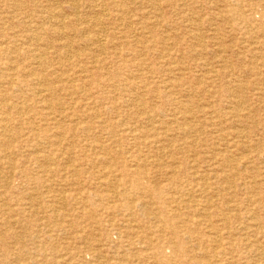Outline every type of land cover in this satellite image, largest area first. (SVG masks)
Here are the masks:
<instances>
[{"label": "rangeland", "instance_id": "rangeland-1", "mask_svg": "<svg viewBox=\"0 0 264 264\" xmlns=\"http://www.w3.org/2000/svg\"><path fill=\"white\" fill-rule=\"evenodd\" d=\"M150 1L0 0V140L17 141L15 152L0 154V264H264V0ZM65 50L73 56L65 59ZM32 73H45L47 86ZM3 98L26 108L21 120L4 114ZM34 128L48 133L43 138ZM46 156L49 172L40 168ZM84 192L101 206L106 234L82 216L80 200L58 201Z\"/></svg>", "mask_w": 264, "mask_h": 264}, {"label": "bare ground", "instance_id": "bare-ground-1", "mask_svg": "<svg viewBox=\"0 0 264 264\" xmlns=\"http://www.w3.org/2000/svg\"><path fill=\"white\" fill-rule=\"evenodd\" d=\"M11 1V0H10ZM14 1V0H13ZM40 1V0H39ZM47 1V0H46ZM62 1V0H61ZM64 1V0H63ZM73 1V0H72ZM76 1V0H75ZM152 1V0H151ZM150 1V2H151ZM178 1V0H177ZM8 2V1H7ZM6 2V3H7ZM49 2V1H48ZM56 2V1H55ZM89 2V1H88ZM107 2V1H106ZM149 2V1H148ZM153 2H155V1H153ZM221 2V1H220ZM243 2V1H242ZM12 3V2H11ZM47 3V2H46ZM50 3H51V1H50ZM57 3V2H56ZM65 3H67V2H65ZM113 3V2H112ZM111 3V4H112ZM115 3V2H114ZM121 2H119V4H120ZM156 3V2H155ZM222 3V2H221ZM225 3V2H224ZM37 4V3H36ZM35 4V5H36ZM40 4V3H39ZM38 4V5H39ZM42 4V3H41ZM44 4V3H43ZM53 3H51V5H52ZM69 4H71V3H69ZM74 4V3H73ZM96 4V3H95ZM103 4V3H102ZM105 4V3H104ZM127 4V3H126ZM125 4V5H126ZM145 4V3H144ZM152 4V3H151ZM260 4V3H259ZM6 5V4H5ZM12 5V4H11ZM46 5V4H45ZM63 5V4H62ZM66 5V4H65ZM101 5V4H100ZM122 5V4H121ZM124 5V6H125ZM132 5V4H131ZM193 5V4H192ZM233 5V4H232ZM15 6V5H14ZM49 6H50V4H49ZM129 6V5H128ZM157 6V5H156ZM261 6V5H260ZM259 6V7H260ZM3 7V6H2ZM12 7V6H11ZM32 7V6H31ZM40 7V6H39ZM46 7V6H45ZM51 7V6H50ZM49 7V8H50ZM53 7V6H52ZM59 7V6H58ZM74 7V6H73ZM79 7V6H78ZM87 7V6H86ZM96 7V6H95ZM22 8H24V7H22ZM33 8V7H32ZM38 8V7H37ZM54 8V7H53ZM114 8V7H113ZM121 8V7H120ZM59 9V8H58ZM77 9V8H76ZM85 9V8H84ZM101 9H102V7H101ZM104 9V8H103ZM126 9V8H125ZM129 9V8H128ZM220 9V8H219ZM41 10V9H40ZM49 10V9H48ZM79 10V9H78ZM116 10V9H115ZM127 10V9H126ZM106 11L107 10H105V13H106ZM110 11V10H109ZM118 11V10H117ZM123 11V10H122ZM128 11V10H127ZM221 11V10H220ZM67 12V11H66ZM77 12V11H76ZM99 12V11H98ZM112 12V11H111ZM116 12V11H115ZM120 12V11H119ZM124 12H126V11H124ZM250 12H251V10H250ZM256 12V11H255ZM14 13V12H13ZM35 13V12H34ZM41 13H43V12H41ZM53 13V12H52ZM71 13V12H70ZM85 13V12H84ZM109 13V12H108ZM114 13V12H113ZM118 13V12H117ZM221 13V12H220ZM25 14V13H24ZM38 14V13H37ZM40 14V13H39ZM96 14V13H95ZM102 14V13H101ZM107 14V13H106ZM105 14V15H106ZM120 14V13H119ZM125 14V13H124ZM246 14H247V12H246ZM257 14V13H256ZM264 14V13H263ZM40 15H42V14H40ZM58 15V14H57ZM72 15H74V14H72ZM71 15V16H72ZM17 16V15H16ZM24 16V15H23ZM27 16V15H26ZM43 16V15H42ZM59 16H61V15H59ZM67 16V15H66ZM66 16H65V18H66ZM104 16V13L102 14V17ZM123 16V15H122ZM131 16V15H130ZM129 16V17H130ZM255 16V15H254ZM12 17V16H11ZM36 17V16H35ZM78 17V15L76 16V18ZM109 17V16H108ZM223 17V16H222ZM9 18V17H8ZM40 18V17H39ZM62 18H64V17H62ZM67 18H69L68 16H67ZM91 18H93V17H91ZM100 18V17H99ZM116 18V17H115ZM114 18V19H115ZM120 18V17H119ZM119 18H118V20H119ZM127 18V17H126ZM220 18V17H219ZM14 19V18H13ZM45 19V18H44ZM59 19V18H58ZM96 19V18H95ZM152 19V18H151ZM197 19V18H196ZM217 19V18H216ZM246 19V18H245ZM249 19H251V18H249ZM248 19V20H249ZM3 20H4V18H3ZM10 20V19H9ZM40 20V19H39ZM51 20V19H50ZM70 20V19H69ZM77 20V19H76ZM76 20H75V22H76ZM111 20V19H110ZM122 20V19H121ZM210 20H211V18H210ZM222 20V19H221ZM45 21V20H44ZM57 21V20H56ZM60 21V20H59ZM58 21V22H59ZM63 21V20H62ZM73 21V20H72ZM88 21V20H87ZM98 21V20H97ZM127 21H128V19H127ZM138 21V20H137ZM225 22H227L228 24H230V26H232L233 28H236L237 27V20H235V19H233V17L231 18H226L225 20H224ZM53 22H54V20H53ZM52 22V23H53ZM58 22H56V23H58ZM74 22V23H75ZM120 22H123V21H120ZM129 22V21H128ZM253 22H255V21H253ZM252 22V23H253ZM23 23V22H22ZM46 23V22H45ZM44 23V24H45ZM62 22L60 21V24H61ZM84 23V22H83ZM82 23V24H83ZM87 23V22H86ZM85 23V24H86ZM99 23V22H98ZM112 23V22H111ZM117 23V22H116ZM139 23V22H138ZM173 23V22H172ZM218 23H219V21H218ZM43 24V23H42ZM50 24V23H49ZM59 24V23H58ZM67 24H68V22H67ZM101 24V23H100ZM109 24V23H108ZM113 24V23H112ZM111 24V25H112ZM125 24H128V23H125ZM254 24V23H253ZM17 25V24H16ZM51 25V24H50ZM54 25V24H53ZM77 25V24H76ZM95 25V24H94ZM104 25V24H103ZM110 25V24H109ZM121 25H123V27H125L124 26V24H121ZM154 25H156V24H154ZM1 26H3V24L1 25ZM13 26V25H12ZM38 26H39V24H38ZM52 26V25H51ZM55 26V25H54ZM60 26H62V25H60ZM64 26V25H63ZM136 26V25H135ZM150 26V25H149ZM216 26V25H215ZM263 26V25H262ZM77 27V26H76ZM112 27V26H111ZM120 27V26H119ZM122 27V28H123ZM148 27V26H147ZM250 27V26H249ZM254 27V26H253ZM7 28V27H6ZM50 27H48V29H49ZM61 28V27H60ZM103 28V27H102ZM115 28H118V26L117 27H115ZM121 28V29H122ZM110 29V28H109ZM125 29H126V27H125ZM131 29V28H130ZM130 29H128V30H130ZM191 29H193V28H191ZM251 29V28H250ZM1 30V29H0ZM35 30V29H34ZM61 30V29H60ZM118 30V29H117ZM116 30V31H117ZM135 30V29H134ZM137 30V29H136ZM145 30V29H144ZM156 30V29H155ZM209 30V29H208ZM247 30V29H246ZM50 31V30H49ZM88 31V30H87ZM102 31H103V29H102ZM127 31V30H126ZM198 31V30H197ZM35 32V31H34ZM33 32V33H34ZM83 32V31H82ZM81 32V33H82ZM86 32V31H85ZM95 33H96V31H94ZM105 32V31H104ZM103 32V33H104ZM128 32V31H127ZM135 32V31H134ZM149 32V31H148ZM249 32V31H248ZM262 32V31H261ZM106 33V32H105ZM111 33V32H110ZM112 33H113V30H112ZM112 33H111V35H112ZM147 33V32H146ZM160 33V32H159ZM83 35H84V33H82ZM120 34H121V32H120ZM141 34V33H140ZM144 34V33H143ZM40 35V34H39ZM43 35V34H42ZM50 35V34H49ZM57 35V34H56ZM55 35V36H56ZM63 35V34H62ZM68 35H69V33H68ZM71 35H73V34H71ZM87 35V34H86ZM115 35V34H114ZM123 35V34H122ZM129 35H130V33H129ZM131 35H133L132 33H131ZM138 35V34H137ZM159 35V34H158ZM13 36V35H12ZM58 36V35H57ZM61 36V35H60ZM100 36V35H99ZM134 36H136V35H134ZM251 36V35H250ZM31 37V36H30ZM85 37V36H84ZM125 36H123V38H124ZM133 36H131L130 38H132ZM210 37V36H209ZM223 37V36H222ZM63 38V37H62ZM64 38H65V36H64ZM68 38V37H67ZM106 38V37H105ZM104 38V39H105ZM115 38V37H114ZM114 38H110V39H114ZM207 38V37H206ZM242 38V37H241ZM245 38V37H244ZM31 39V38H30ZM41 39V38H40ZM56 39H58V38H56ZM61 39V38H60ZM135 39H136V37H135ZM236 39V38H235ZM256 39V38H255ZM10 40V39H9ZM32 40V39H31ZM72 40V39H71ZM118 40H120V39H118ZM133 40V39H132ZM33 42H38L39 41V38H34L33 40H32ZM57 41V40H56ZM234 41V40H233ZM240 41H241V39H240ZM258 41V40H257ZM54 42H55V40H54ZM97 42L99 43V47H103V40L101 39V38H98V40H97ZM125 42V41H124ZM141 42V41H140ZM200 42V41H199ZM11 43H12V41H11ZM93 43H94V40H93ZM129 43H131V42H129ZM242 43V42H241ZM240 43V44H241ZM253 43V42H252ZM262 43V42H261ZM126 44V43H125ZM140 44V43H139ZM68 45V44H67ZM70 45V44H69ZM88 45V44H87ZM114 45V44H113ZM113 45L111 46V47H113ZM117 45V44H116ZM161 45V44H160ZM159 45V46H160ZM171 45V44H170ZM242 45V44H241ZM19 46V45H18ZM30 46V45H29ZM62 46V45H61ZM71 46V45H70ZM84 46V45H83ZM98 46V45H97ZM118 46V45H117ZM123 46H124V43H123ZM129 46H131L130 44H129ZM167 46V45H166ZM23 47V46H22ZM56 47H57V45H56ZM60 47V46H59ZM90 47V46H89ZM111 47H109V48H111ZM116 47V46H115ZM124 47H126V46H124ZM143 47V46H142ZM154 47V46H153ZM164 47V46H163ZM228 47V46H227ZM239 47H240V45H239ZM249 47V46H248ZM17 48V47H16ZM91 48V47H90ZM167 48H168V46H167ZM171 48V47H170ZM233 48V47H232ZM243 48V47H242ZM256 48V47H255ZM258 48V47H257ZM50 49V48H49ZM52 49H54L53 51H55V48L53 47ZM58 49V48H57ZM78 49V48H77ZM103 49V48H102ZM112 49V48H111ZM120 49V48H119ZM128 49V48H127ZM135 49V48H134ZM141 49V48H140ZM237 49H239V48H237ZM244 49V48H243ZM2 50H4V49H2ZM51 50V49H50ZM88 50V49H87ZM124 50V49H123ZM229 50V49H228ZM231 50V49H230ZM259 50V49H258ZM47 51H48V49H47ZM89 51V50H88ZM55 52H57V51H55ZM54 52V54H57V53H55ZM73 52V51H72ZM72 52H70V50H65V51H63V52H61V54H63L64 55V57H65V59H66V57H71V56H73V54H72ZM95 52H96V50H95ZM94 52V53H95ZM99 52V51H98ZM120 52V51H119ZM140 52V51H139ZM168 52H169V50H168ZM219 52H221V51H219ZM235 52V51H234ZM247 52V51H246ZM251 52V51H250ZM259 52V51H258ZM264 52V51H263ZM141 53V52H140ZM160 53H161V50H160ZM214 53V52H213ZM12 54H14V53H12ZM52 54V53H51ZM54 54H52V55H54ZM217 54H219L218 53V51H217ZM240 54H241V52H240ZM239 54V55H240ZM2 55V54H1ZM164 55H166V54H164ZM181 55V54H180ZM199 55V54H198ZM214 55V54H213ZM257 55V54H256ZM103 56V55H102ZM129 56V55H128ZM175 56V55H174ZM201 56H203V55H201ZM262 56V55H261ZM37 57V56H36ZM89 57V56H88ZM139 57V56H138ZM159 57V56H158ZM165 57V56H164ZM236 57V56H235ZM63 58V57H62ZM61 58V59H62ZM191 58V57H190ZM253 58V57H252ZM259 58H261L260 56H259ZM37 59H38V61H39V63H41V61L43 60V55H40V56H38L37 57ZM56 59V58H55ZM96 59V58H95ZM127 59V58H126ZM234 59V58H233ZM72 60V59H71ZM117 60V59H116ZM135 60V59H134ZM143 60V59H142ZM171 60V59H170ZM208 60V59H207ZM257 60V59H256ZM259 60V59H258ZM261 60V59H260ZM264 60V59H263ZM254 61V60H253ZM37 62V61H36ZM58 62V61H57ZM68 62V61H67ZM129 62V61H128ZM145 62V61H144ZM180 62V61H179ZM244 62V61H243ZM66 63V62H65ZM70 63V62H69ZM95 63V62H94ZM118 63V62H117ZM249 63V62H248ZM37 64V63H36ZM63 64V63H62ZM66 64H68V63H66ZM170 64V63H169ZM179 64V63H178ZM38 65V64H37ZM94 65V64H93ZM158 65V64H157ZM166 65V64H165ZM171 65H174V63L173 64H171ZM250 65V64H249ZM28 66V65H27ZM138 66V65H137ZM136 66V67H137ZM255 66V65H254ZM179 67V66H178ZM181 67V66H180ZM187 67V66H186ZM258 67H259V65H258ZM10 68V67H9ZM12 68V67H11ZM175 68V67H174ZM5 69V68H4ZM110 69V68H109ZM179 69V68H178ZM177 69V70H178ZM198 69V68H197ZM196 69V70H197ZM212 69V68H211ZM255 69V68H254ZM2 70V69H1ZM0 70V71H1ZM10 70V69H9ZM32 70V69H31ZM58 70V69H57ZM130 70V69H129ZM135 70V69H134ZM145 70V69H144ZM159 70V69H158ZM186 70V69H185ZM188 70V69H187ZM208 70V69H207ZM139 71V70H138ZM138 71H137V73H138ZM142 71V70H141ZM140 71V72H141ZM166 71V70H165ZM175 71V70H174ZM182 71H183V69H182ZM213 71V70H212ZM4 72V71H3ZM6 72H7V70H6ZM17 72V71H16ZM134 72V71H133ZM147 72H148V70H147ZM152 72V71H151ZM170 72V71H169ZM177 72H179V70L177 71ZM12 73V72H11ZM21 73H23V72H21ZM129 73V72H128ZM210 73H212V72H210ZM249 73V72H248ZM1 74H2V72H1ZM4 74V73H3ZM2 74V75H3ZM33 74V73H32ZM149 74V73H148ZM166 74H167V71H166ZM31 75V74H30ZM129 75V74H128ZM211 75V74H210ZM261 75H263V74H261ZM4 76V75H3ZM14 76V75H13ZM33 76H36L39 80H41V82L44 84L43 86H47V84L49 83V78H48V76L44 73V75L42 74V73H39L38 75L35 73V74H33ZM131 76V75H130ZM136 76V75H135ZM146 76V75H145ZM181 76V75H180ZM188 76V75H187ZM250 76V75H249ZM9 77V76H8ZM7 77V78H8ZM128 77V76H127ZM132 77V76H131ZM201 77V76H200ZM260 77V76H259ZM136 78V77H135ZM264 78V77H263ZM10 79V78H9ZM124 79V78H123ZM129 79V78H128ZM171 79H172V77H171ZM17 80V79H16ZM29 80V78L27 77V79H25V81L26 82H29L28 81ZM32 80H34V79H32ZM38 80V81H39ZM131 80V79H130ZM136 80V79H135ZM167 80V79H166ZM176 80V79H175ZM234 80V79H233ZM11 81V80H10ZM24 81V80H23ZM24 81V82H25ZM37 81V82H38ZM199 81V80H198ZM262 81V80H261ZM31 83H33L34 81H30ZM254 82V81H253ZM260 82V81H259ZM15 83V82H14ZM121 83V82H120ZM198 83V82H197ZM242 83V82H241ZM74 84V83H73ZM174 84V83H173ZM135 85H137V83L135 84ZM175 85V84H174ZM260 85V84H259ZM264 85V84H263ZM168 86V85H167ZM166 86V87H167ZM188 86V85H187ZM240 86V85H239ZM7 87H8V85H7ZM6 87V88H7ZM148 87V86H147ZM181 87H182V85H181ZM236 87V86H235ZM2 88V87H1ZM23 88V87H22ZM78 88V87H77ZM106 88V87H105ZM191 88H193V87H191ZM238 88V87H237ZM254 88V87H253ZM67 89V88H66ZM146 89V88H145ZM229 89V88H228ZM144 90V89H143ZM158 90V89H157ZM186 90V89H185ZM263 90V89H262ZM133 91H135L134 89H133ZM155 91V90H154ZM17 92V91H16ZM26 92V91H25ZM86 92V91H85ZM111 92V91H110ZM168 92V91H167ZM170 92V91H169ZM261 92V91H260ZM0 93H2V92H0ZM41 93V92H40ZM79 93V92H78ZM81 93V92H80ZM133 93V92H132ZM139 93V92H138ZM194 93V92H193ZM245 93V92H244ZM35 95V94H34ZM120 95V94H119ZM167 95V94H166ZM180 95V94H179ZM192 95V94H191ZM142 96V95H141ZM38 97V96H37ZM136 97H137V95H136ZM257 97V96H256ZM126 98V97H125ZM143 98V97H142ZM156 98V97H155ZM206 98V97H205ZM136 99V98H135ZM162 99H164V98H162ZM256 99V98H255ZM2 100V106H3V108H4V114L5 115H7V117H9V118H11L10 117V114L12 113V114H16V115H18V117L20 118V120L22 119V115H23V112L26 110V108H24V107H21V106H19V105H16V104H11V103H9L7 100H6V98H3V99H1ZM137 100V99H136ZM179 100V99H178ZM86 101V100H85ZM256 101V100H255ZM54 102V101H53ZM137 102V101H136ZM143 102V101H142ZM140 103V102H139ZM189 103H191V102H189ZM1 104V103H0ZM144 104V103H143ZM232 105V104H231ZM208 106H210V105H208ZM239 106V105H238ZM26 107V106H25ZM129 107V106H128ZM143 107V106H142ZM189 107V106H188ZM201 107V106H200ZM50 108V107H49ZM126 108V107H125ZM130 108V107H129ZM152 108V107H151ZM197 108V107H196ZM187 109V108H186ZM185 109V110H186ZM195 109V108H194ZM231 109V108H230ZM248 109V108H247ZM34 110V109H33ZM53 110H57V104L53 107ZM200 110V109H199ZM261 110V109H260ZM32 111V110H31ZM145 111V110H144ZM184 111V110H183ZM264 111V110H263ZM140 112V111H139ZM142 112V111H141ZM254 112V111H253ZM260 112H262V111H260ZM36 113V112H35ZM198 113H200V112H198ZM202 113V112H201ZM200 113V114H201ZM214 113V112H213ZM258 113V112H257ZM147 114H150V112L149 113H147ZM236 114V113H235ZM127 115V114H126ZM153 115V114H152ZM151 115V116H152ZM142 116H143V114H142ZM149 116V115H148ZM249 116V115H248ZM95 117H97V116H95ZM103 117V116H102ZM144 117V116H143ZM147 117V116H146ZM156 117V116H155ZM154 117V118H155ZM209 117V116H208ZM207 117V118H208ZM39 118V117H38ZM48 118V117H47ZM136 118H138V117H136ZM148 118V117H147ZM146 118V119H147ZM151 118V117H150ZM149 118V119H150ZM204 117L202 116V119H203ZM206 118V117H205ZM4 119V118H3ZM51 119V118H50ZM94 119V118H93ZM148 119V120H149ZM157 119V118H156ZM183 119V118H182ZM210 119V118H209ZM251 119V118H250ZM5 120V121H4ZM2 122H6V119H4ZM122 120V119H121ZM126 120V119H125ZM142 120V119H141ZM153 120V119H152ZM180 120V119H179ZM222 120V119H221ZM29 121V120H28ZM147 121V120H146ZM145 121V122H146ZM157 121H158V119H157ZM173 121V120H172ZM197 121V120H196ZM10 122H12V120L10 121ZM59 122V121H58ZM147 122H149V121H147ZM192 122V121H191ZM201 122H202V120H201ZM122 123V122H121ZM121 123H120V126H121ZM137 123V122H136ZM174 123V122H173ZM7 124V123H6ZM11 124V123H10ZM27 124V123H26ZM124 124V123H123ZM144 124V123H143ZM154 124V123H153ZM156 124V123H155ZM160 124V123H159ZM163 124V123H162ZM165 124V123H164ZM199 124V123H198ZM31 125V124H30ZM33 125V124H32ZM62 125V124H61ZM141 125V124H140ZM156 125H158V123L156 124ZM169 125V124H168ZM180 125H182V124H180ZM4 126V125H3ZM9 126V125H8ZM11 126V125H10ZM19 126V125H18ZM143 126H145V125H143ZM143 126H141V127H143ZM152 126V125H151ZM159 126V125H158ZM163 126H165V125H163ZM170 126V125H169ZM17 127V125L15 126V128ZM20 127V126H19ZM128 127V126H127ZM161 127V126H160ZM192 127V126H191ZM18 128V127H17ZM120 129H121V127H119ZM148 128H150V127H148ZM154 128V127H153ZM152 128V129H153ZM162 128V127H161ZM179 128V127H178ZM234 128V127H233ZM20 129V128H19ZM144 129V128H143ZM143 129H142V131H143ZM226 129V128H225ZM241 129V128H240ZM5 130H6V128H5ZM12 130V129H11ZM13 130H14V128H13ZM130 130V129H129ZM133 130V129H132ZM139 130V129H138ZM141 130V129H140ZM232 130V129H231ZM15 131H17V130H15ZM33 131L36 133V132H38L37 133V135L39 136V135H42L43 136V138H45V136H46V134L48 133V129H42V130H38V129H36V128H34L33 129ZM151 131H153V130H151ZM160 131H161V129H160ZM165 131V130H164ZM167 131V130H166ZM181 131V130H180ZM10 132H12V131H10ZM20 132V131H19ZM24 132V131H23ZM26 132V131H25ZM150 132V131H149ZM15 133V132H14ZM20 133H22V132H20ZM120 133V132H119ZM118 133V134H119ZM125 133V132H124ZM155 133V132H154ZM157 133H159V132H157ZM1 134V133H0ZM31 134V133H30ZM146 134H147V132H146ZM152 134V133H151ZM156 134V133H155ZM175 134V133H174ZM188 134V133H187ZM150 135V134H149ZM158 135V134H157ZM188 135H190V134H188ZM4 136V135H3ZM2 136V137H3ZM15 136V135H14ZM25 136V135H24ZM41 136V137H42ZM98 136V135H97ZM105 136V135H104ZM119 136V135H118ZM138 136V135H137ZM153 136H155V135H153ZM163 136V135H162ZM174 136V135H173ZM173 136H172V138H173ZM183 136V135H182ZM4 137H8L9 138V135H7V136H4ZM23 137V136H22ZM91 137V136H90ZM136 137V136H135ZM139 137V136H138ZM156 137V136H155ZM17 138V137H16ZM36 138V137H35ZM35 138H33V139H35ZM144 138H145V135H144ZM167 138H170V137H168L167 136ZM166 138V139H167ZM183 138V137H182ZM246 138V137H245ZM253 138H254V136H253ZM54 139V138H53ZM58 139V138H57ZM100 139V138H99ZM104 139V138H103ZM225 139V138H224ZM234 139V138H233ZM8 140V139H7ZM31 140V139H30ZM37 140V139H36ZM47 140V139H46ZM45 140V141H46ZM102 140V139H101ZM161 140V139H160ZM173 140V139H172ZM177 140V139H176ZM117 141V140H116ZM157 141V140H156ZM260 141V140H259ZM264 141V140H263ZM161 142V141H160ZM163 142V141H162ZM261 142V141H260ZM259 142V143H260ZM5 143V144H4ZM15 143H17V141L15 140V138L14 139H11L9 142L8 141H1L0 140V154H6L8 151H12V152H15ZM49 143V142H48ZM166 143V142H165ZM140 144V143H139ZM157 144H158V142H157ZM188 144V143H187ZM258 144V143H257ZM156 144H154V146H155ZM163 145V144H162ZM190 145V144H189ZM188 145V146H189ZM215 145V144H214ZM213 145V146H214ZM260 145V144H259ZM42 146V145H41ZM132 146V145H131ZM164 146V145H163ZM162 146V147H163ZM168 146V145H167ZM166 146V147H167ZM183 146V145H182ZM262 146V145H261ZM264 146V145H263ZM46 147V146H45ZM85 147V146H84ZM165 147V148H166ZM225 147V146H224ZM255 147V146H254ZM53 148V147H52ZM105 148V147H104ZM133 148V147H132ZM137 148V147H136ZM160 148V147H159ZM158 148V149H159ZM260 148V147H259ZM21 149V148H20ZM19 149V150H20ZM100 149H102V148H100ZM153 149H155V148H153ZM161 149V148H160ZM159 149V150H160ZM169 149V148H168ZM60 150V149H59ZM58 150V151H59ZM133 150V149H132ZM225 150V149H224ZM249 150V149H248ZM37 151H39V149L37 150ZM164 151V150H163ZM170 151V150H169ZM185 151V150H184ZM87 152V151H86ZM154 152V151H153ZM156 152V151H155ZM19 153V152H18ZM31 153V152H30ZM39 153V152H38ZM53 153V152H52ZM157 153V152H156ZM169 153V152H168ZM170 153H172V151L170 152ZM214 153V152H213ZM243 153V152H242ZM248 153V152H247ZM33 154H35V153H33ZM93 154V153H92ZM164 154V153H163ZM177 154V153H176ZM192 154V153H191ZM202 154V153H201ZM9 155V154H8ZM15 155V154H14ZM55 155V154H54ZM126 155V154H125ZM161 155V154H160ZM165 155H166V153H165ZM164 155V156H165ZM35 156V155H34ZM36 156L37 157H35V160L37 159V160H39L38 158V154H36ZM57 156V155H56ZM56 156H54V158L56 157ZM101 156V155H100ZM158 156V155H157ZM218 156V155H217ZM1 157V156H0ZM3 157V156H2ZM22 157H23V155H22ZM163 157V156H162ZM162 157H159V158H161L162 159ZM24 158V157H23ZM59 157H57V159H58ZM115 158V157H114ZM195 158V157H194ZM5 159V158H4ZM56 159V158H55ZM68 159V158H67ZM131 159V158H130ZM154 159V158H153ZM158 159V158H157ZM165 159V158H164ZM53 159H51V157H49V156H46V157H44V161H43V163H41V165H40V168L44 171V172H49L50 171V169H49V166H50V162L52 161ZM59 160V159H58ZM172 160V159H171ZM189 160V159H188ZM228 160V159H227ZM23 161V160H22ZM106 161V160H105ZM158 161H159V159H158ZM190 161V160H189ZM204 161V160H203ZM237 161V160H236ZM235 161V163H237ZM31 162V161H30ZM37 162V161H36ZM164 162H165V160H164ZM257 162V161H256ZM23 163H24V161H23ZM53 163V162H52ZM60 163H61V161H60ZM71 163V162H70ZM94 163V162H93ZM166 163V162H165ZM189 163H191V162H189ZM29 164V163H28ZM123 164V163H122ZM175 164H178V163H175ZM213 164V163H212ZM232 164H234V163H232ZM259 164H261V163H259ZM24 165H25V163L23 164V167H24ZM27 165V164H26ZM31 165V164H30ZM51 165H53V164H51ZM62 165V164H61ZM120 165V164H119ZM161 165H163V163L161 164ZM222 165V164H221ZM108 166V165H107ZM132 166V165H131ZM136 166V165H135ZM233 166V165H232ZM32 167V166H31ZM53 167H54V165H53ZM85 167V166H84ZM94 167V166H93ZM113 167V166H112ZM173 167V166H172ZM172 167H171V169H172ZM197 167V166H196ZM218 167V166H217ZM244 167V166H243ZM2 168V167H1ZM8 168V167H7ZM36 168V167H35ZM38 168H39V165H38ZM127 168V167H126ZM134 168V167H133ZM139 168V167H138ZM141 168H143V167H141ZM168 167H166V169H167ZM193 168V167H192ZM220 168V167H219ZM165 169V168H164ZM229 169V168H228ZM233 169V168H232ZM236 169V168H235ZM119 170V169H118ZM198 170V169H197ZM249 170V169H248ZM7 171V170H6ZM31 171V170H30ZM33 171V170H32ZM42 171V172H43ZM145 171V170H144ZM41 172V173H42ZM55 172H56V174H57V167H56V169H55ZM98 172V171H97ZM103 172V171H102ZM158 172V171H157ZM169 172V171H168ZM212 172V171H211ZM237 173H238V171H236ZM2 173V172H1ZM13 173V172H12ZM12 173H11V175L10 176H13L12 175ZM34 173H36V171L34 172ZM82 173V172H81ZM99 173V172H98ZM116 173V172H115ZM137 173V172H136ZM194 173H196V172H194ZM45 174V173H44ZM95 174V173H94ZM110 174V173H109ZM125 174V173H124ZM141 174V173H140ZM172 174V173H171ZM106 175V174H105ZM116 175V174H115ZM120 175V174H119ZM138 175V174H137ZM193 175H195V174H193ZM31 176V175H30ZM33 176V175H32ZM76 176H78L79 177V174H76ZM108 176V175H107ZM131 176V175H130ZM143 176V175H142ZM165 176V175H164ZM169 176H170V174H169ZM5 177V176H4ZM22 177V176H21ZM71 177V176H70ZM115 177V176H114ZM128 177V176H127ZM8 178V177H7ZM11 178H13V177H11ZM17 178V177H16ZM68 178V177H67ZM102 178V177H101ZM105 178V177H104ZM121 178V177H120ZM168 178H170V177H168ZM172 178V177H171ZM201 178V177H200ZM203 178V177H202ZM0 179H1V176H0ZM38 179V178H37ZM51 179V178H50ZM154 179V178H153ZM166 179V178H165ZM230 179V178H229ZM9 180V179H8ZM85 180V179H84ZM98 180V179H97ZM106 180V179H105ZM137 180H138V178H137ZM171 180V179H170ZM197 180H199V179H197ZM204 180V179H203ZM24 181V180H23ZM22 181V182H23ZM206 181V180H205ZM234 181V180H233ZM19 182V181H18ZM29 182V181H28ZM49 182V181H48ZM110 182V181H109ZM113 182V181H112ZM159 182V181H158ZM177 182V181H176ZM25 183H27V182H25ZM114 183H116V182H114ZM154 183V182H153ZM168 183H169V181H168ZM31 184V183H30ZM45 184V183H44ZM71 184V183H70ZM81 184V183H80ZM101 184V183H100ZM135 184V183H134ZM138 184V183H137ZM165 184H166V182H165ZM172 184V183H171ZM225 184V183H224ZM20 185V184H19ZM54 185V184H53ZM173 185V184H172ZM228 185V184H227ZM60 186V185H59ZM111 186V185H110ZM155 186V185H154ZM243 186V185H242ZM38 187H40V186H38ZM52 187V186H51ZM101 187V186H100ZM177 187V186H176ZM231 187V186H230ZM235 187V186H234ZM108 188V187H107ZM111 188V187H110ZM135 188L137 189V187L135 186H133L132 187V189L131 190H135ZM31 189V188H30ZM40 189V188H39ZM38 189V190H39ZM50 189V188H49ZM93 189V188H92ZM145 189V188H144ZM228 189V188H227ZM36 190V189H35ZM41 190V189H40ZM57 190V189H56ZM99 190V189H98ZM107 190V189H106ZM113 190V189H112ZM138 190V189H137ZM170 190V189H169ZM23 191V190H22ZM37 191V190H36ZM116 191V190H115ZM143 191V190H142ZM167 191H168V189H167ZM219 191V190H218ZM252 191V190H251ZM8 192V191H7ZM46 192V191H45ZM106 192V191H105ZM172 192V191H171ZM179 192V191H178ZM4 193V192H3ZM47 193V192H46ZM59 193V192H58ZM62 193V192H61ZM104 193V192H103ZM106 193H108V192H106ZM136 193V192H135ZM165 193V192H164ZM233 193V192H232ZM239 193V192H238ZM43 194V193H42ZM113 194V193H112ZM114 194H116V195H118L119 194V190L117 191V192H114ZM141 194V193H140ZM149 194V193H148ZM175 194V193H174ZM218 194V193H217ZM252 194H254V193H252ZM19 195V194H18ZM35 195V194H34ZM106 195H108V194H106ZM170 195V194H169ZM173 195V194H172ZM188 195V194H187ZM195 195H196V193H195ZM22 196V195H21ZM67 195H65V196H61V197H59V199H58V201H59V203H60V205L61 206H69L71 203H68V202H71V201H76L77 202V200H80L81 201V204H84V206H85V209H84V213H83V217L87 220V222L88 223H91V222H93V221H95V220H97L98 222H99V224H100V226H102V230H103V232L105 233V229L103 228L104 227V223L99 219L100 218V211L98 210V208H101V206H94L93 204H92V202H91V200H92V196L89 194V193H82V196L80 197V198H77V197H75V196H73V195H68L69 197H71V198H68V197H66ZM124 196V194L122 195V197ZM141 196V195H140ZM147 196H149V195H147ZM174 196V195H173ZM184 196V195H183ZM193 196V195H192ZM30 197V196H29ZM35 197V196H34ZM143 197V196H142ZM145 197V196H144ZM167 197V196H166ZM171 197V196H170ZM187 197V196H186ZM23 198V197H22ZM55 198H57V196L55 197ZM95 198V197H94ZM108 197L106 196V198L105 199H107ZM114 198H116V197H114ZM164 198V197H163ZM190 198V197H189ZM253 198V197H252ZM251 198V199H252ZM15 199V198H14ZM21 199V198H20ZM24 199V198H23ZM30 199V198H29ZM47 199V198H46ZM100 199V198H99ZM98 199V200H99ZM135 199V198H134ZM148 199V198H147ZM199 199V198H198ZM6 200V199H5ZM33 200V199H32ZM35 200V199H34ZM37 200H39V199H37ZM100 200H102V199H100ZM108 200H111L112 201V198L111 199H108ZM143 200V199H142ZM250 200V199H249ZM264 200V199H263ZM2 201V200H1ZM119 201V200H118ZM136 201V200H135ZM160 201V200H159ZM164 201V200H163ZM167 201V200H166ZM174 201V200H173ZM188 201V200H187ZM15 202V201H14ZM98 202V201H97ZM96 202V203H97ZM102 202V201H101ZM108 202V201H107ZM189 202V201H188ZM208 202V201H207ZM227 202V201H226ZM36 203V202H35ZM51 203V202H50ZM121 203V202H120ZM153 203V202H152ZM167 203V202H166ZM171 203V202H170ZM176 203V202H175ZM247 203V202H246ZM245 203V205H247ZM257 203V202H256ZM29 204V203H28ZM80 204V205H81ZM102 204V203H101ZM136 204V203H135ZM15 205V204H14ZM47 205V204H46ZM100 205V204H99ZM130 205H131V203H130ZM160 205V204H159ZM179 205V204H178ZM7 206V205H6ZM28 206V205H27ZM38 206H39V203H38ZM77 206V205H76ZM143 206H145L144 204H143ZM151 206V205H150ZM196 206V205H195ZM1 207H2V205H1ZM37 207V206H36ZM45 207V206H44ZM47 207H48V205H47ZM46 207V208H47ZM194 207V206H193ZM12 208H13V206H12ZM32 208V207H31ZM42 211L44 210V208L40 205V207H39ZM38 208V209H39ZM46 208H45V210H46ZM175 208V207H174ZM178 208V207H177ZM209 208V207H208ZM48 209V208H47ZM110 209V208H109ZM116 209V208H115ZM166 209V208H165ZM168 209V208H167ZM170 209H172V208H170ZM180 209H181V207H180ZM183 209V208H182ZM188 209V208H187ZM13 210V209H12ZM23 210V209H22ZM104 212H107V211H105V210H108V209H106V207L105 208H103L102 209ZM101 210V211H102ZM127 210H128V208H127ZM176 210V209H175ZM201 210V209H200ZM203 210V209H202ZM201 210V211H202ZM55 211V210H54ZM110 211V210H109ZM126 211V210H125ZM156 210H154V212H155ZM160 211V210H159ZM165 211V210H164ZM172 211V210H171ZM174 211V210H173ZM180 211H182V210H180ZM179 211V212H180ZM35 212V211H34ZM132 212V211H131ZM138 212V211H137ZM142 212V211H141ZM229 212H230V210H229ZM33 213V212H32ZM121 213V212H120ZM129 213V212H128ZM156 213V212H155ZM158 213V212H157ZM156 213V214H157ZM206 213H208L207 211H206ZM205 213V214H206ZM102 214V213H101ZM105 214V213H104ZM107 214V213H106ZM112 214V213H111ZM191 214V213H190ZM201 214V213H200ZM110 215V214H109ZM115 215V214H114ZM120 215V214H119ZM123 215V214H122ZM121 215V216H122ZM134 215V214H133ZM137 215V214H136ZM177 215V214H176ZM69 216V215H68ZM101 216H103V215H101ZM113 216V215H112ZM130 216H132V214L130 215ZM188 216V215H187ZM15 217V216H14ZM118 217V216H117ZM127 217V216H126ZM179 217V216H178ZM182 217V216H181ZM195 217V216H194ZM193 217V218H194ZM202 217V216H201ZM11 218V217H10ZM29 218V217H28ZM105 218V217H104ZM128 218H129V216H128ZM131 218V217H130ZM140 219H141V217H139ZM149 218H151V217H149ZM155 218H156V216H155ZM172 218V217H171ZM177 218V217H176ZM185 218V217H184ZM196 218V217H195ZM207 218V217H206ZM253 218V217H252ZM31 219V218H30ZM110 219V218H109ZM175 219V218H174ZM192 219V218H191ZM203 219V218H202ZM224 219V218H223ZM47 220L49 221V223H55L56 222V225H57V218L55 217V216H48L47 217ZM104 220V219H103ZM154 220V219H153ZM167 220V219H166ZM172 220V219H171ZM185 220V219H184ZM188 220V219H187ZM253 220H254V218H253ZM15 221H18V220H15ZM22 220H20V222H21ZM42 221V220H41ZM111 221V220H110ZM113 221V220H112ZM131 221V220H130ZM129 221V222H130ZM133 221V220H132ZM135 221V220H134ZM168 221V220H167ZM181 221V220H180ZM179 221V222H180ZM186 221V220H185ZM109 222V221H108ZM143 222V221H142ZM205 222V221H204ZM5 223V222H4ZM102 223V224H101ZM112 223V222H111ZM124 223V222H123ZM135 223V222H134ZM139 223V222H138ZM186 223H187V221H186ZM186 223H185V225H186ZM202 223V222H201ZM218 223V222H217ZM259 223V222H258ZM6 224V223H5ZM130 224V223H129ZM133 224V223H132ZM143 224V223H142ZM149 224V223H148ZM153 224V223H152ZM188 224V223H187ZM220 224V223H219ZM11 225V224H10ZM179 225V224H178ZM183 225V224H182ZM198 225H199V223H198ZM201 225V224H200ZM211 225V224H210ZM258 225V224H257ZM12 226V225H11ZM13 226H15V225H13ZM27 226V225H26ZM57 226H60V224H58ZM129 226V225H128ZM144 226V225H143ZM203 226V225H202ZM206 226V225H205ZM255 226V225H254ZM126 227H127V225H126ZM134 227V226H133ZM187 227V226H186ZM195 227V226H194ZM245 227V226H244ZM128 228V227H127ZM155 228V227H154ZM178 228H180V227H178ZM182 228H184V227H182ZM199 228V227H198ZM121 229V228H120ZM132 229V228H131ZM135 229V228H134ZM147 229V228H146ZM175 229H176V227H175ZM187 229V228H186ZM193 229H197V228H193ZM255 229H256V227H255ZM49 230V229H48ZM129 230H130V228H129ZM149 230V229H148ZM170 230V229H169ZM189 230V229H188ZM187 230V231H188ZM205 230V229H204ZM226 230V229H225ZM242 230V229H241ZM260 230V229H259ZM26 231V230H25ZM142 231V230H141ZM149 231H151V230H149ZM217 231V230H216ZM4 232V231H3ZM47 232V231H46ZM71 232V231H70ZM102 232V231H101ZM148 232V231H147ZM189 232V231H188ZM194 232V231H193ZM208 232V231H207ZM219 232V231H218ZM8 233V232H7ZM132 233V232H131ZM136 233V232H135ZM139 233V232H138ZM157 233V232H156ZM160 233V232H159ZM163 233V232H162ZM166 233V232H165ZM191 233V232H190ZM198 233V232H197ZM211 233V232H210ZM210 233H207V234H210ZM24 234V233H23ZM22 234V235H23ZM47 234H48V232H47ZM71 234V233H70ZM95 234V233H94ZM99 234H100V232H99ZM106 234V233H105ZM126 234V233H125ZM134 234V233H133ZM140 234H142V232L140 233ZM203 234V233H202ZM230 234V233H229ZM245 234V233H244ZM30 235V234H29ZM69 235V234H68ZM128 235V234H127ZM138 235V234H137ZM165 235V234H164ZM186 235H187V233H186ZM195 235V234H194ZM198 235V234H197ZM216 235V234H215ZM64 236V235H63ZM67 236V235H66ZM87 236V235H86ZM98 236V235H97ZM149 236V235H148ZM148 236H146V237H148ZM166 236V235H165ZM173 236V235H172ZM181 236V235H180ZM191 236V235H190ZM193 236V235H192ZM191 236V237H192ZM210 236V235H209ZM240 236V235H239ZM20 237V236H19ZM26 237V236H25ZM93 237V236H92ZM99 237V236H98ZM112 237V236H111ZM120 237V236H119ZM133 237V236H132ZM146 237H144V238H146ZM154 237V236H153ZM164 237V236H163ZM206 237V236H205ZM219 237V236H218ZM243 237V236H242ZM262 237V236H261ZM29 238V237H28ZM30 238H31V236H30ZM90 238V237H89ZM97 238V237H96ZM100 238V237H99ZM141 238V237H140ZM143 238V237H142ZM151 238V237H150ZM158 238V237H157ZM170 238V237H169ZM189 238V237H188ZM187 238V240H189V239H192V238H189L188 239ZM198 238V237H197ZM216 238V237H215ZM220 238V237H219ZM249 238V237H248ZM247 238V239H248ZM27 239V238H26ZM82 239H84V238H82ZM87 239V238H86ZM159 239V238H158ZM174 239V238H173ZM1 240V239H0ZM7 240V239H6ZM35 240V239H34ZM33 240V241H34ZM131 240H132V238H131ZM142 240V239H141ZM148 240V239H147ZM186 240V241H187ZM200 240V239H199ZM213 240H215V239H213ZM11 241V240H10ZM15 241V240H14ZM40 241V240H39ZM133 241H134V239H133ZM180 241V240H179ZM185 241V240H184ZM193 241V240H192ZM243 241V240H242ZM2 242V241H1ZM104 242V241H103ZM139 242V241H138ZM195 242V241H194ZM4 243V242H3ZM11 243H12V241H11ZM16 243V242H15ZM45 243V242H44ZM85 243V242H84ZM126 243V242H125ZM173 243H175L174 241H173ZM190 243V242H189ZM211 243V242H210ZM6 244V243H5ZM13 244V243H12ZM12 244H10V245H12ZM35 244H36V242H35ZM62 244V243H61ZM67 244V243H66ZM187 244V243H186ZM191 244V243H190ZM190 244H188V245H190ZM203 244V243H202ZM228 244V243H227ZM43 245V244H42ZM76 245H78V244H76ZM82 245V244H81ZM80 245V246H81ZM117 245V244H116ZM130 245V244H129ZM157 245V244H156ZM163 245V244H162ZM197 245H198V243H197ZM14 246V245H13ZM15 246H16V244H15ZM35 246V245H34ZM128 246V245H127ZM126 245H125V247H127ZM131 246V245H130ZM138 246H140V245H138ZM149 246V245H148ZM186 246V245H185ZM192 246V245H191ZM242 246V245H241ZM12 247V246H11ZM25 247V246H24ZM59 247V246H58ZM98 248H99V246H97ZM96 247V248H97ZM109 247V246H108ZM202 247V246H201ZM209 247V246H208ZM243 247V246H242ZM258 247V246H257ZM8 248V247H7ZM13 248V247H12ZM93 248V247H92ZM95 248V247H94ZM95 248V249H96ZM104 248V247H103ZM131 248V247H130ZM149 248V247H148ZM161 247H159V248H157V250H159V251H161V249H160ZM191 248V247H190ZM203 248V247H202ZM10 249V248H9ZM19 249V248H18ZM55 249H57V248H55ZM119 249V248H118ZM127 249V248H126ZM145 249V248H144ZM249 249V248H248ZM17 250V249H16ZM23 250V249H22ZM41 250H42V248H41ZM61 250H62V248H61ZM90 250H92V249H90ZM107 250V249H106ZM115 250V249H114ZM138 250H140V249H138ZM148 250V249H147ZM146 250V251H147ZM177 250H178V248H177ZM206 250V249H205ZM7 251V250H6ZM116 251V250H115ZM127 251H129V250H127ZM140 251H142V250H140ZM171 251V250H170ZM196 250H194V252H195ZM207 251V250H206ZM259 251V250H258ZM28 252V251H27ZM97 252V251H96ZM125 252V251H124ZM123 252V253H124ZM137 252V251H136ZM193 252V253H194ZM197 252V251H196ZM244 252V251H243ZM261 252V251H260ZM14 253V252H13ZM20 253V252H19ZM30 253V252H29ZM78 253V252H77ZM116 253V252H115ZM122 253V252H121ZM120 253V254H121ZM173 253H174V251H173ZM176 253V252H175ZM189 253V252H188ZM23 254V253H22ZM26 254V253H25ZM98 254V253H97ZM182 254V253H181ZM13 255V254H12ZM36 255V254H35ZM99 255V254H98ZM131 255V254H130ZM151 255V254H150ZM162 255V254H161ZM176 255V254H175ZM179 255V254H178ZM184 255V254H183ZM183 255H181V256H183ZM190 255V254H189ZM202 255V254H201ZM224 255V254H223ZM19 256V255H18ZM119 256V255H118ZM138 256V255H137ZM151 256H153V255H151ZM164 256V255H163ZM205 256V255H204ZM222 256V255H221ZM13 257H15V256H13ZM97 257V256H96ZM104 257V256H103ZM122 257V256H121ZM126 257V256H125ZM155 257V256H154ZM153 257V258H154ZM162 257V256H161ZM208 257V256H207ZM225 257V256H224ZM227 257H228V255H227ZM252 257V256H251ZM258 257V256H257ZM33 257H31V259H32ZM45 258V257H44ZM80 258V257H79ZM137 258V257H136ZM181 258V257H180ZM196 258H197V255H196ZM211 258V257H210ZM248 258V257H247ZM252 258H254V257H252ZM260 258V257H259ZM35 259V258H34ZM104 259V258H103ZM151 259H152V257H151ZM161 259V258H160ZM166 259V258H165ZM199 259V258H198ZM197 259V260H198ZM220 259V258H219ZM33 260V259H32ZM63 260V259H62ZM95 260V259H94ZM97 260V259H96ZM105 260V259H104ZM114 260V259H113ZM123 260V259H122ZM140 260V259H139ZM147 260V259H146ZM175 260H176V258H175ZM185 260V259H184ZM204 260H205V258H204ZM249 260V259H248ZM263 260V259H262ZM1 261H3V260H1ZM25 261V260H24ZM34 261V260H33ZM121 261V260H120ZM125 261V260H124ZM142 261V260H141ZM155 261V260H154ZM180 261V260H179ZM191 261V260H190ZM192 261H193V259H192ZM215 261V260H214ZM226 261V260H225ZM14 262V261H13ZM15 262H17V261H15ZM44 262V261H43ZM119 262V261H118ZM157 262V261H156ZM173 262H174V259H173ZM187 262V261H186ZM201 262V261H200ZM102 263V262H101ZM101 263H98V264H101ZM108 263V262H107ZM138 263V262H137ZM136 263V264H137ZM143 263V262H142ZM146 263V262H145ZM171 262L169 261V263H166V262H164L163 264H170ZM182 263V262H181ZM194 263V262H193ZM198 263V262H197ZM216 263V262H215ZM236 263V262H235ZM129 264V263H128ZM174 264V263H173ZM188 264V263H187ZM196 264V263H195ZM199 264V263H198ZM230 264V263H229ZM255 264V263H254ZM257 264V263H256Z\"/></svg>", "mask_w": 264, "mask_h": 264}]
</instances>
